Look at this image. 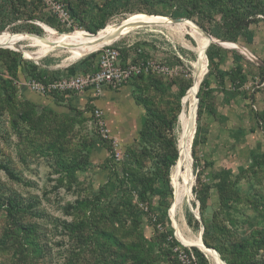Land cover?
Returning a JSON list of instances; mask_svg holds the SVG:
<instances>
[{
  "label": "rangeland",
  "instance_id": "374dc122",
  "mask_svg": "<svg viewBox=\"0 0 264 264\" xmlns=\"http://www.w3.org/2000/svg\"><path fill=\"white\" fill-rule=\"evenodd\" d=\"M242 1L250 12L264 5V0ZM235 2L230 7L224 0L209 2L199 11L195 0H70L76 18L71 31L28 21L49 17L32 6L15 18L5 4L0 27L7 28L0 34L28 32L32 25L41 35L25 34L93 33L138 13L182 20L136 28L80 55L62 47L40 56L33 53L39 46L29 40L18 43L20 50L0 46L5 52L0 77L15 86L13 103L0 107V264H172L178 248L182 264H214L188 239L200 241L204 223L210 225V246L230 263L264 264V64L259 63L264 62V13L258 11L257 21L242 28L233 19ZM177 10L186 16H173ZM199 44L203 50L212 46L214 61L197 91L204 101L199 107L195 98L193 105L191 159L181 171V182L188 175L181 232L170 218L171 168L182 97L200 60L191 47ZM108 48L117 51L120 64L150 61L164 70L153 67L122 86H88L82 92L34 86L32 74L44 70L53 79L96 71ZM232 68L245 76L240 88L217 75ZM151 106L164 122L156 136L142 138ZM20 107L33 108L42 121L33 128L17 115ZM12 216L32 226V234L20 238L22 231L16 230L17 240L1 244ZM167 233L178 242L174 249L167 243L171 236L161 239Z\"/></svg>",
  "mask_w": 264,
  "mask_h": 264
},
{
  "label": "bare ground",
  "instance_id": "6f19581e",
  "mask_svg": "<svg viewBox=\"0 0 264 264\" xmlns=\"http://www.w3.org/2000/svg\"><path fill=\"white\" fill-rule=\"evenodd\" d=\"M158 21H162L166 24L173 23L172 21H170V19L167 18H162L156 15H146L138 13L130 15L127 19L123 20L122 22H118L112 27H107L105 29L99 30L94 34L89 32H74L75 34H65L62 36L55 37L53 35L35 36L27 34L3 33L0 34V46L17 48L18 43L20 41L29 40L32 44L39 46V50L33 53L46 52L47 50H52L55 48L70 47L75 54L80 55L87 52L97 51L102 47L115 42L121 36L127 33V27L141 26V24L143 23L148 24L147 26H153V24ZM174 31L181 35H184V31L177 26ZM198 47H191L196 53L199 54L200 60L198 62L196 61L197 63L193 65V83L182 97L181 111L178 115L179 155L177 161L171 168V181L174 190V201L176 202L174 205V209L170 213V218L172 219L177 230L181 232L182 230L180 229V222L184 219V204L188 191L185 185L188 175H184L183 178L185 180L181 182V171L183 167H189L191 159L190 148L195 131V126L193 122V105L195 103V98H197L195 96L199 89L200 83L207 70L206 53L203 50L201 44H199ZM41 55L42 53L40 54V56ZM188 239L192 243L199 246L207 254V256H209L211 260H213L214 264H224L218 254L212 249L204 247L201 241L192 238Z\"/></svg>",
  "mask_w": 264,
  "mask_h": 264
},
{
  "label": "trees",
  "instance_id": "16d2710c",
  "mask_svg": "<svg viewBox=\"0 0 264 264\" xmlns=\"http://www.w3.org/2000/svg\"><path fill=\"white\" fill-rule=\"evenodd\" d=\"M65 1L68 4L69 9L71 10V12L74 15L73 7L70 3V0H65ZM172 1L176 2L177 0H172ZM180 1L181 0H178L179 3H180ZM220 1L221 0H195V3H196V7H198L199 11H203V9L209 4V2H213V4L216 5V3L217 2L220 3ZM224 1L227 5H229V7L231 6L232 2L236 1L235 2V7H236L235 13L236 14H233L234 15L233 19L235 21L237 20L238 21L237 23L242 28L247 29L251 23L257 21L255 17L257 15L258 11L261 13H264V5H262L260 3H258L256 6L257 7L256 12H250L249 10L244 8L245 4L242 0H224ZM5 4H6V6H10V10L12 11V13L16 14L15 18L18 17V19L22 18L23 14L25 13L24 8H26V7L29 8V4L27 3L26 0H0V14H2V11L5 7ZM32 4L34 5V7L39 8L38 5L35 4V2H32ZM227 14H229V12H227ZM172 15L175 17L186 16V14L180 10L173 12ZM252 15H253V17H251ZM31 19H34V17L32 16ZM35 19H37V18H35ZM40 21L46 22L47 24L51 25L52 27L59 28V26L57 25L56 21L54 20V18L52 16H49L48 18H46L44 20H40ZM4 27H5L4 25L2 27H0V32L3 30ZM5 28H7V26ZM60 30H61V28H60ZM5 31H8V30H5ZM62 31H64V30H62ZM65 31H68V30H65ZM8 32H10V31H8ZM32 32H36V33H38L37 35H41L39 33H42V30L38 26L32 25V27L29 29L28 32H18V33H20V34H25V33L36 34V33H32ZM90 32L96 33V31H94V30H90ZM10 33H12V32H10ZM211 47L212 46H210V44L206 45V46L204 45V50H205V52H207V56L209 59V65L207 64V72H208V67L210 68V70H212V63L214 61V56L211 54ZM9 52L10 51L7 50V53H9ZM0 53H2V55L5 54L4 50H0ZM95 53H97V52H95ZM95 53H93L89 56H92ZM142 74L143 73L136 75V76H140ZM217 75L221 79H223L225 76H228L230 81L232 82L233 87H235V88H240L245 82V76L243 74H241V71L238 70L237 68H232L230 70L219 69L217 72ZM136 76H134V77H136ZM31 77L36 81H43V82H47V81L52 80L54 78L51 76L50 73H48V70H44L41 73L32 74ZM14 97H15V86L12 84V81L10 79H5L4 77H0V107H2L1 102H4V101H6L8 103H10V102L13 103V100L15 99ZM197 97H199V107H201L204 99H203V96H202L200 91L197 94ZM137 101H138V98H137ZM33 110H34L33 108H31V110H29V111L25 110L22 107L16 108V112H17V115L19 116V118H25L26 121L30 122L31 123L30 125L33 128H35L37 126L38 122L42 121V114L38 115L36 117L35 112ZM147 112H148V116H147L146 121L144 123V127L140 131V135L142 138H145L148 135L156 136L158 134V131H159V123L164 122V116L160 112L153 110L152 106L147 107ZM199 118H200V109L198 111L197 120H199ZM40 127L42 128L43 126H40ZM48 132H51V131L48 130ZM104 144H105V146H107L109 148V150H112L111 144H108L106 142H104ZM174 154H175L174 160L177 161V159H178V148H176ZM175 162L173 163V165L175 164ZM193 170H194V168H193ZM194 184H193V186H194ZM193 186L191 187V189H192V191H195V188L193 189ZM200 201H201V205H203L204 201H202V200H200ZM204 227H205V229H204V234H203V241L207 246L211 247L209 242H208V237L210 236V233H211L210 225L207 223H204ZM20 229L22 231L20 238L25 234H27V235L32 234V231H33L32 226L15 220L13 218V216H12V218L9 217L8 224H7L5 231L3 233V238L1 240V244H5L9 239L17 240L16 230H20ZM168 236H171L172 242H167V243H169V246L171 249H174L175 247L178 246V242L173 237V235L171 233L161 234V239L163 241H167L166 239L168 238ZM18 245H21L20 241H18ZM212 248H214V247H212ZM179 249L180 248H178L174 252L175 258L171 259L172 264H182V262L178 258L179 257L178 251H180ZM215 249L218 250L221 257L228 264H232L226 259L222 250H220L219 248H216V247H215ZM22 255H23L22 252H19L18 258L19 259L22 258Z\"/></svg>",
  "mask_w": 264,
  "mask_h": 264
},
{
  "label": "built area",
  "instance_id": "2783aa9c",
  "mask_svg": "<svg viewBox=\"0 0 264 264\" xmlns=\"http://www.w3.org/2000/svg\"><path fill=\"white\" fill-rule=\"evenodd\" d=\"M29 6L34 7L32 2L38 5L47 16H52L57 25L64 30L71 31L76 28V18L68 7L65 0H26ZM22 21V20H21ZM27 21V20H26ZM40 25V20H28ZM164 70L160 66H154L150 61L142 63L120 64L117 61V51L111 48L106 49L102 55L99 67L96 71L87 74H76L62 76L60 79H52L47 82L34 80V86L46 91H77L82 92L88 86L97 87L102 84L122 86L134 76L147 72L150 68Z\"/></svg>",
  "mask_w": 264,
  "mask_h": 264
},
{
  "label": "water",
  "instance_id": "95a60500",
  "mask_svg": "<svg viewBox=\"0 0 264 264\" xmlns=\"http://www.w3.org/2000/svg\"><path fill=\"white\" fill-rule=\"evenodd\" d=\"M161 17L162 18H168V19H170V21H173V22H180L181 20H182V18H172V17H167V16H162L161 15ZM165 21V20H164ZM148 24H146V23H143V24H141V26H133V27H127L126 28V31L127 32H129V31H131V30H134V29H136V28H140V27H145V26H147ZM153 26H164V23L161 21H158V22H156V23H154L153 24ZM208 34V33H207ZM208 36L210 37V38H212V35H210V34H208ZM17 50H20L18 47H17ZM25 56V55H24ZM26 57V56H25ZM28 58V57H27ZM206 58H207V64L209 65V59H208V56H207V52H206ZM259 60V59H258ZM259 63H261V64H264V62H262V61H260L259 60ZM208 71H209V67H208ZM197 100H198V105H199V97H197ZM197 115H198V113H197ZM197 115H196V119H195V121L197 122ZM195 179H196V175H195ZM175 202L176 201H174L173 202V204H172V207L175 205ZM196 210H197V216H195V217H197L198 219H200V202L197 200V207H196ZM204 229H205V227H204V225H202V227H201V230H200V241H201V243H202V245L204 246V247H206V248H209V249H212L213 251H215L217 254H218V256L220 257V259H221V261L224 263V264H228L222 257H221V255H220V253L218 252V250H216L215 248H212V247H209V246H207L205 243H204V241H203V234H204ZM198 247V246H197ZM200 248V247H199ZM201 249V248H200Z\"/></svg>",
  "mask_w": 264,
  "mask_h": 264
}]
</instances>
